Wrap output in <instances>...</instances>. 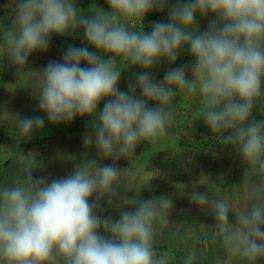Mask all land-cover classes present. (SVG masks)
Listing matches in <instances>:
<instances>
[{
	"label": "clouds",
	"instance_id": "clouds-1",
	"mask_svg": "<svg viewBox=\"0 0 264 264\" xmlns=\"http://www.w3.org/2000/svg\"><path fill=\"white\" fill-rule=\"evenodd\" d=\"M105 2L107 10L92 6L85 13L77 0H11V25L0 22V47L16 69L17 82L27 81L24 88L31 89L50 123L97 118L94 132L83 138L86 148L95 144L97 158L85 157L65 177H33L41 167L37 154L11 150L21 178L0 183V264H173L170 251L154 247L157 226L168 223L173 199L124 195L126 168L116 161L169 135L180 93L199 94L201 117L215 142L238 153L247 165L244 178L251 173L264 188V119L253 116L254 109L264 114V0H176L171 6L168 0ZM165 10L167 22H153L151 31H144L145 17ZM197 15L212 16L206 29L200 30ZM78 31L95 51L69 45L62 62L26 69L32 54L48 50L53 35ZM185 50L193 59L190 66L154 78L153 68L175 64ZM132 67L141 71L122 91L121 73ZM10 119L18 142L45 126L44 116L16 113ZM104 159L112 163L102 164ZM206 177L198 182L203 185ZM250 198L235 211L209 192L189 194L191 203L213 216L225 253L257 264L264 260V194L251 192ZM102 201L118 210V218L99 214ZM197 258L189 253L183 264Z\"/></svg>",
	"mask_w": 264,
	"mask_h": 264
},
{
	"label": "rangeland",
	"instance_id": "rangeland-1",
	"mask_svg": "<svg viewBox=\"0 0 264 264\" xmlns=\"http://www.w3.org/2000/svg\"><path fill=\"white\" fill-rule=\"evenodd\" d=\"M175 2L168 0L169 6ZM86 4L88 0H77V7L88 13L92 6ZM158 13L167 21L166 10ZM13 16L11 0H0V22L11 25ZM210 19L211 15L206 18L197 15L200 30L207 28ZM69 45L90 47L82 31L65 36L53 35L48 50L32 54L26 69L39 70L50 60L62 62L63 53ZM192 62V57L185 50L175 64L162 62L151 70V74L156 80H162L170 68L188 67ZM81 66L86 65L82 63ZM139 71L141 69L138 67H132L122 72L118 87L127 91L128 82ZM17 80L15 67L6 59V53L0 47V183L10 184L11 180L21 178L19 162L11 150L24 155L36 153L41 167L33 170V177L46 176L49 180L67 176L73 171L74 165L85 157L97 158L95 144L86 148L83 143L84 136L94 132L91 124L97 120L96 117H76L70 123L52 124L38 109L31 89L24 88L27 87V81ZM136 94H140L139 89ZM103 104L104 101H101L98 111L102 110ZM174 104L175 120L168 130L169 135L160 144L142 143L127 159L116 161L117 167L126 168L121 180V192L126 196L139 193L142 199L159 196L173 199L174 207L169 221L166 225L157 226L154 238V247L158 251L167 250L173 254V264H177L178 253L185 258L192 252L198 257L195 262L200 264H244L225 253L219 238L215 236L213 216L208 210L191 203L189 194L193 190L209 192L216 198L230 202L233 209L239 211L252 202L251 192L260 191L264 194V188L257 187V176L250 173L244 178L247 165L238 153L215 142L202 120L199 94L180 93ZM16 113L29 117L44 116L45 126L41 130H34L30 139L18 142L10 119V115ZM253 116L256 120L264 119L259 109L253 110ZM101 163L111 164L112 160L104 159ZM132 175L134 180L130 181ZM202 175L207 176L203 185L198 182ZM101 207L104 210L100 215L118 218V210L109 207L106 201L101 202ZM229 221L235 223L234 213L229 214ZM257 264H264V260Z\"/></svg>",
	"mask_w": 264,
	"mask_h": 264
},
{
	"label": "built area",
	"instance_id": "built-area-1",
	"mask_svg": "<svg viewBox=\"0 0 264 264\" xmlns=\"http://www.w3.org/2000/svg\"><path fill=\"white\" fill-rule=\"evenodd\" d=\"M151 14H152V12H150L145 17V20H144V25H145L144 31H151V26H152V23L153 22H163L161 18H159V17H152ZM90 51H95V49L90 47Z\"/></svg>",
	"mask_w": 264,
	"mask_h": 264
},
{
	"label": "trees",
	"instance_id": "trees-1",
	"mask_svg": "<svg viewBox=\"0 0 264 264\" xmlns=\"http://www.w3.org/2000/svg\"><path fill=\"white\" fill-rule=\"evenodd\" d=\"M152 17H159L162 19L163 22H167L165 21V18L162 17V14L161 13H158V11H153L152 14H151ZM146 32H150V31H146ZM103 234V233H102ZM157 249V248H156ZM184 256L180 253L177 254V264H183V261H184ZM194 264H200L198 262H194Z\"/></svg>",
	"mask_w": 264,
	"mask_h": 264
},
{
	"label": "crops",
	"instance_id": "crops-1",
	"mask_svg": "<svg viewBox=\"0 0 264 264\" xmlns=\"http://www.w3.org/2000/svg\"><path fill=\"white\" fill-rule=\"evenodd\" d=\"M85 1V0H84ZM87 1V0H86ZM83 2V1H82ZM90 6H97L98 8H104L105 10L108 9V5L106 4L105 0H88V4Z\"/></svg>",
	"mask_w": 264,
	"mask_h": 264
}]
</instances>
